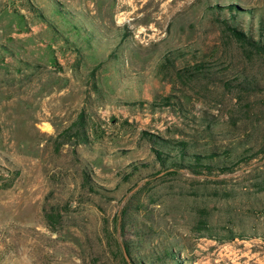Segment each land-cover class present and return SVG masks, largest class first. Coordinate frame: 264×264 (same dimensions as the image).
Returning a JSON list of instances; mask_svg holds the SVG:
<instances>
[{
    "label": "rangeland",
    "instance_id": "1",
    "mask_svg": "<svg viewBox=\"0 0 264 264\" xmlns=\"http://www.w3.org/2000/svg\"><path fill=\"white\" fill-rule=\"evenodd\" d=\"M228 26L264 44V0H0V264H264V56Z\"/></svg>",
    "mask_w": 264,
    "mask_h": 264
},
{
    "label": "trees",
    "instance_id": "2",
    "mask_svg": "<svg viewBox=\"0 0 264 264\" xmlns=\"http://www.w3.org/2000/svg\"><path fill=\"white\" fill-rule=\"evenodd\" d=\"M227 29L230 31V33L233 35V37L236 39L237 42L242 44L244 47L250 49L251 51L260 54L264 56V44L261 41H255L251 36H247L243 31L238 30L234 26H228ZM248 79H243L238 86L241 87V89L249 90L248 85L251 84V82L247 81ZM259 89V88H257ZM81 118V117H80ZM79 128L83 129L82 122L78 124ZM173 145H172V144ZM169 142L162 140L161 144L163 145H171L175 147L176 153L175 156L172 158V161L170 162V165L168 166V169H184L189 170L193 174L200 175L203 173L211 174L213 166L211 165L210 160L213 158V154L210 156H200L197 154H188L187 153V145L183 142ZM156 157L159 159V162L163 167H165L166 159L162 152H159L158 150H155ZM170 157V156H169ZM171 158V157H170ZM188 158L189 162L187 164H183L181 159ZM207 161V162H206ZM167 167V166H166ZM125 251L127 255L130 257V248L129 246L125 245ZM125 263V262H124Z\"/></svg>",
    "mask_w": 264,
    "mask_h": 264
},
{
    "label": "water",
    "instance_id": "3",
    "mask_svg": "<svg viewBox=\"0 0 264 264\" xmlns=\"http://www.w3.org/2000/svg\"><path fill=\"white\" fill-rule=\"evenodd\" d=\"M121 248H122V252H123L124 259L126 260V262H127L128 264H130V263H129V257H128L126 251H125V248H124V247H121Z\"/></svg>",
    "mask_w": 264,
    "mask_h": 264
}]
</instances>
